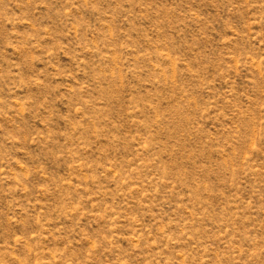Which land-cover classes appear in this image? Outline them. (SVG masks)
Wrapping results in <instances>:
<instances>
[{
  "label": "rangeland",
  "instance_id": "rangeland-1",
  "mask_svg": "<svg viewBox=\"0 0 264 264\" xmlns=\"http://www.w3.org/2000/svg\"><path fill=\"white\" fill-rule=\"evenodd\" d=\"M0 264H264V0H0Z\"/></svg>",
  "mask_w": 264,
  "mask_h": 264
}]
</instances>
